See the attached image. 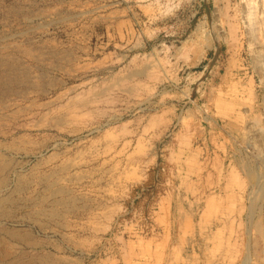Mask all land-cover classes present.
Listing matches in <instances>:
<instances>
[{
    "label": "rangeland",
    "instance_id": "374dc122",
    "mask_svg": "<svg viewBox=\"0 0 264 264\" xmlns=\"http://www.w3.org/2000/svg\"><path fill=\"white\" fill-rule=\"evenodd\" d=\"M249 4L261 19L264 0H0V149L33 181L0 193L2 255L264 264V32ZM56 170L64 196L39 183Z\"/></svg>",
    "mask_w": 264,
    "mask_h": 264
},
{
    "label": "bare ground",
    "instance_id": "6f19581e",
    "mask_svg": "<svg viewBox=\"0 0 264 264\" xmlns=\"http://www.w3.org/2000/svg\"><path fill=\"white\" fill-rule=\"evenodd\" d=\"M250 5V7L248 8L249 9V13H248V18H249V22H250V24H251V27H252V33L253 32H258L259 33V35L260 36H263L262 34H263V32H264V15H263V17L260 19L259 18V14L257 13V7L256 8H252L251 7V4H249ZM253 5H254V2H253ZM255 6V5H254ZM260 7V6H259ZM260 10V8H258V11ZM260 13V12H259ZM264 13V12H263ZM262 13V14H263ZM17 120V119H16ZM13 122V121H12ZM14 122H16V121H14ZM19 123V122H18ZM21 125V124H20ZM16 126V125H15ZM11 127V126H10ZM34 127V126H33ZM20 128V127H19ZM25 127H23L22 129H24ZM13 129V128H12ZM21 129V128H20ZM26 129V128H25ZM3 131V130H2ZM35 131V130H34ZM15 132V131H14ZM7 133V132H6ZM28 133V132H27ZM3 134H5V133H3ZM11 134V133H10ZM17 134V133H16ZM21 134V133H20ZM24 134V133H23ZM25 135V134H24ZM29 137H30V135H28ZM12 138V137H11ZM16 138V137H15ZM22 139H23V137H21ZM6 139V138H5ZM19 139V138H18ZM2 140V139H1ZM16 140V139H15ZM30 140V139H29ZM17 141V140H16ZM22 141V140H21ZM2 142V141H1ZM18 142V141H17ZM2 143H5L4 141L2 142ZM48 143V142H47ZM18 144V143H17ZM16 144V145H17ZM20 144V143H19ZM22 144V143H21ZM41 144V143H40ZM45 144V143H44ZM15 145V144H14ZM23 145V144H22ZM21 145V146H22ZM25 145V144H24ZM42 145V144H41ZM7 146V145H6ZM27 146H28V144H27ZM38 146V145H37ZM43 146V145H42ZM8 147V146H7ZM7 147H5V148H7ZM10 147V146H9ZM18 147V146H17ZM15 148H16V146H15ZM14 148V149H15ZM34 148H36L35 146H34ZM49 148H50V145H49ZM17 149V148H16ZM26 149H28V148H26ZM32 149V148H31ZM6 150V149H5ZM9 150H12V149H9ZM19 150H21V149H19ZM23 151H24V149H22ZM29 150V149H28ZM47 150V149H46ZM41 151V150H40ZM39 151V152H40ZM18 152V151H17ZM29 152V151H28ZM31 152V151H30ZM29 152V153H30ZM8 153V152H7ZM15 153V152H14ZM28 153V154H29ZM34 153V152H33ZM24 154V153H23ZM28 154H25V155H28ZM35 154V153H34ZM39 154V153H38ZM12 155V154H11ZM19 155V154H18ZM41 155V154H40ZM56 156L55 157H57V155L58 154H55ZM20 156H22V155H20ZM19 156V157H20ZM36 156H37V154H36ZM61 156V155H60ZM14 157V156H13ZM40 157V156H39ZM10 159V158H9ZM9 159H7L6 157H5V154L2 152V149H0V193L2 192V191H4L6 188H8L9 187V183H10V181H11V176H14L15 175V179H14V181H16L15 182V188H14V190L15 191H23L24 189H26V188H24L25 187V183L28 181V178H27V176L26 175H28V174H26V175H23V174H21L20 172L18 173L17 171H16V166L14 167V165H15V161L14 162H12V160H9ZM26 159V158H25ZM28 159V158H27ZM14 160V159H13ZM41 160V159H40ZM44 160V159H43ZM52 160V159H51ZM55 160V159H54ZM59 161H62V159L61 160H59ZM21 162V161H20ZM43 162V161H42ZM47 162V161H46ZM51 162V161H50ZM22 163V162H21ZM23 163H24V161H23ZM22 163V164H23ZM40 163V162H39ZM38 163V164H39ZM62 163V162H61ZM27 164V163H26ZM25 164V165H26ZM54 164H56V163H54ZM64 164V163H63ZM68 164V163H67ZM67 164H66V166H67ZM24 165V164H23ZM48 165V164H47ZM57 165V164H56ZM62 165V164H61ZM60 165V166H61ZM22 166V165H21ZM35 166V165H34ZM70 166V165H69ZM43 167V166H42ZM49 167H50V165H49ZM63 167V166H62ZM71 167V166H70ZM36 168V167H35ZM34 168V169H35ZM44 168V167H43ZM24 169V168H23ZM22 169V170H23ZM32 169V168H31ZM51 169V168H50ZM57 169V168H56ZM65 169V168H64ZM70 169V168H69ZM40 170V169H39ZM53 170V169H52ZM24 171H25V169H24ZM59 171V170H58ZM58 171L56 170V171H52L50 174H47V175H43V176H41L40 178H38L39 179V183L40 184H42L45 188L44 189H47V190H50L51 191V193H52V196L53 195H59V196H64L65 195V190H63L61 187H59V186H57L58 185V183H59V179H60V175H59V173H58ZM23 172V171H22ZM28 172V171H27ZM34 172V171H33ZM41 172V171H40ZM46 172H48V171H46ZM42 173V172H41ZM25 174V173H24ZM29 174H30V172H29ZM32 174V173H31ZM39 175V174H38ZM62 175H64V174H62ZM30 176V175H29ZM34 176V175H33ZM40 176V175H39ZM36 177V176H35ZM31 178V177H30ZM27 180V181H26ZM62 179H60V181H61ZM29 182V181H28ZM27 182V183H28ZM31 182H29L28 184H30ZM32 183H33V181H32ZM31 183V184H32ZM38 183V182H37ZM36 184V183H35ZM60 185V184H59ZM38 186V185H37ZM40 186V185H39ZM61 186V185H60ZM41 189V188H40ZM15 191H12V192H15ZM23 193V192H22ZM42 193V192H41ZM42 197V196H41ZM43 198V200H45V198H44V196L42 197ZM55 198V197H54ZM53 198V199H54ZM43 200H41V201H43ZM11 198H10V196L8 195V196H6V197H4V198H1L0 199V212L1 213H5L7 210L4 208V206L5 205H7V204H12L11 202ZM52 201V200H51ZM13 202V201H12ZM37 202V201H36ZM53 202V201H52ZM65 202H66V198L65 199H60V200H56V201H54L53 203L57 206V205H63V204H65ZM37 203H39V201L37 202ZM43 203V202H42ZM35 204V203H34ZM52 205V204H51ZM10 206V205H9ZM12 206V205H11ZM37 206V205H36ZM40 206H41V203H40ZM35 207V206H34ZM36 208V207H35ZM39 208V207H38ZM41 208V207H40ZM42 209V208H41ZM44 209V208H43ZM54 209V208H53ZM39 210V209H38ZM35 211H37V210H35ZM34 211V212H35ZM46 212V211H45ZM37 213L38 214H41V216H42V214L44 215V213L42 212V211H37ZM56 212H54V210H52L51 211V214L52 215H54ZM32 214H34V213H32ZM49 215V214H48ZM34 217V216H33ZM36 217V216H35ZM38 220V219H37ZM33 221H35L34 219H33ZM5 231V230H4ZM3 232V231H2ZM5 233V232H4ZM3 233V234H4ZM25 233H27V232H25ZM6 234V233H5ZM7 234H8V236L11 238V239H13V240H15V241H19L21 244H25V245H27V244H29V242H28V240H30L31 239V236H30V234H20L19 233V231H15V230H9V231H7ZM6 234V235H7ZM9 239V238H8ZM37 240V239H36ZM1 241V240H0ZM12 241V240H11ZM12 243H14V242H12ZM34 251V250H33ZM5 254H6V256H4V255H2L1 253H0V264H12V262H10L9 260H10V257H9V255H11V254H9V252H5ZM5 257H7V259H4ZM8 261H9V263H8ZM25 263V262H24Z\"/></svg>",
    "mask_w": 264,
    "mask_h": 264
}]
</instances>
